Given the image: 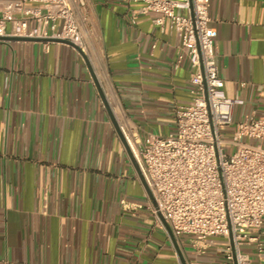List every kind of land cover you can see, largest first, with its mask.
I'll list each match as a JSON object with an SVG mask.
<instances>
[{
  "label": "crops",
  "instance_id": "obj_1",
  "mask_svg": "<svg viewBox=\"0 0 264 264\" xmlns=\"http://www.w3.org/2000/svg\"><path fill=\"white\" fill-rule=\"evenodd\" d=\"M85 1L83 52L116 121L135 143L171 133L193 97L179 38L134 16L142 2ZM209 12L225 93L245 101L234 121L264 118V0H210ZM2 38L0 264H236L223 238H176L181 259L78 50ZM259 242L263 254L242 247L251 264H264V223Z\"/></svg>",
  "mask_w": 264,
  "mask_h": 264
},
{
  "label": "built area",
  "instance_id": "obj_2",
  "mask_svg": "<svg viewBox=\"0 0 264 264\" xmlns=\"http://www.w3.org/2000/svg\"><path fill=\"white\" fill-rule=\"evenodd\" d=\"M134 1L143 3L134 16L153 14L157 27L179 38V63L187 60L193 70V97L176 107L174 134H150L143 143L136 141L135 152L122 127L155 200L157 208L152 201L150 208L176 238H223L228 262L251 264L244 245L257 243L263 254L264 147L258 142L264 141V118L234 121L235 109L245 101L225 93L210 0ZM86 10L85 0H0V38L64 40L84 50Z\"/></svg>",
  "mask_w": 264,
  "mask_h": 264
},
{
  "label": "water",
  "instance_id": "obj_3",
  "mask_svg": "<svg viewBox=\"0 0 264 264\" xmlns=\"http://www.w3.org/2000/svg\"><path fill=\"white\" fill-rule=\"evenodd\" d=\"M2 39H3V38H0V40H2ZM4 39H5V40H6V39H7V40H10L11 38H4ZM26 40L39 41V42H44V43H45V42H60V43H63V44H66V45H69V46L75 48L76 50H78V51L81 53V55L83 56V58H84V60H85V62H86V65H87L88 69L90 70L91 76H92V78H93V80H94V82H95V84H96V86H97V88H98V91H99L100 97H101V99L103 100V103L105 104L106 110H107V112H108V114H109V116H110V118H111V121H112V123H113V125H114V127H115V129H116V131H117V133H118V135L120 136V139H121L122 143L124 144V146H125V148H126L128 154H129L130 157H131V160H132V162H133V164H134V166H135V169H136L137 175H138V177H139V179H140V181H141V183H142V185H143L145 191L147 192L149 198L151 199V201H152L154 207L157 208L156 203H155V200H154V198H153V195H152V193H151V191H150L148 185H147L146 182H145V179H144V177H143L142 171H141V169H140V167H139V165H138V163H137V161H136V159H135V157H134V155H133V153H132V150H131V148H130V146H129L127 140H126V137H125V135H124V133H123L122 127H121V126L118 124V122L116 121L115 116H114V114H113V112H112L110 106L108 105V102H107L105 96H104V93H103V91H102V89H101V87H100V85H99V83H98V81H97V79H96L94 73H93V70H92L91 64H90V62H89V60H88L86 54L83 52V50L80 49V48H79L78 46H76L75 44H73V43H71V42H69V41H64V40H45V39H26ZM158 217H159L161 223L163 224V226L165 227V229L167 230V232H168V234H169V236H170V238H171L173 244L175 245V247H176V249H177V251H178V254L180 255L181 259L183 260L181 254H180V250H179V248H178V243H177L176 237L174 236V234H173L171 228L169 227L168 223L166 222V220L163 218V216H162L160 213H158ZM184 264H185V263H184Z\"/></svg>",
  "mask_w": 264,
  "mask_h": 264
},
{
  "label": "bare ground",
  "instance_id": "obj_4",
  "mask_svg": "<svg viewBox=\"0 0 264 264\" xmlns=\"http://www.w3.org/2000/svg\"><path fill=\"white\" fill-rule=\"evenodd\" d=\"M127 137H128V141H129V143H130L131 146L134 148L135 152H137V150L135 149V146H134L135 142L132 140V138L129 137L128 134H127Z\"/></svg>",
  "mask_w": 264,
  "mask_h": 264
},
{
  "label": "rangeland",
  "instance_id": "obj_5",
  "mask_svg": "<svg viewBox=\"0 0 264 264\" xmlns=\"http://www.w3.org/2000/svg\"><path fill=\"white\" fill-rule=\"evenodd\" d=\"M176 132V129H175V127L171 130V133L172 134H174ZM263 147H264V145H262ZM234 151V149L232 148L231 150H230V153H232Z\"/></svg>",
  "mask_w": 264,
  "mask_h": 264
}]
</instances>
